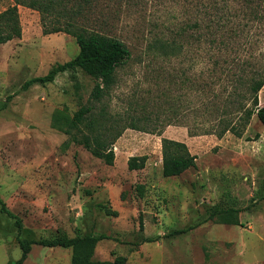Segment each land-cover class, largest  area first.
<instances>
[{"label": "rangeland", "instance_id": "rangeland-1", "mask_svg": "<svg viewBox=\"0 0 264 264\" xmlns=\"http://www.w3.org/2000/svg\"><path fill=\"white\" fill-rule=\"evenodd\" d=\"M94 1L98 28L132 53L117 84L99 101L91 102L96 80L83 70L23 88L79 52L73 36L44 34L37 10L20 5L22 36L0 44V101L10 98L0 113V199L23 222L18 230L0 210V264L21 257L19 237L54 239L60 233L106 234L95 247L93 259L99 261L123 256L125 264H264V125L254 115L241 137L201 134L218 122L212 108L203 106L212 97L208 59L197 62L187 48L172 60L146 53L152 34L194 20L195 12L186 11L193 0L186 6L183 0ZM13 3L0 0V12ZM251 37L243 52L249 56L252 48L251 61L264 64V33ZM202 45L209 46L207 39ZM169 74L175 75L173 84ZM222 84L212 87L218 92ZM259 103L264 106V87ZM83 104H95L111 123L119 118V128L134 120L145 131L124 129L113 145L115 161L107 164L82 145L68 144L64 123ZM159 135L192 137L197 166L164 177ZM131 156L145 157V167L130 170ZM215 205L240 209L242 224L210 218L207 210ZM182 229L187 231L177 233ZM143 236L155 240L138 244ZM73 256V248L33 244L23 264H73Z\"/></svg>", "mask_w": 264, "mask_h": 264}, {"label": "trees", "instance_id": "trees-1", "mask_svg": "<svg viewBox=\"0 0 264 264\" xmlns=\"http://www.w3.org/2000/svg\"><path fill=\"white\" fill-rule=\"evenodd\" d=\"M13 1L11 6L0 12V44L22 36L19 6L23 5L40 13L45 35L65 32L73 36L79 46V52L75 57L65 63L55 64L43 76L26 81L24 89L34 84L51 83L60 73L83 70L96 80L91 94V102H96L117 84L118 71L131 59L132 53L123 40L110 36L98 28L99 20L92 16L97 6L94 0ZM167 1L175 4L181 0ZM186 2L188 3V0H183V6H186ZM193 2V6L190 5L188 8L186 6V11L195 12L194 20L171 23L168 27L169 31L152 34L148 40L146 53L154 57L153 59L163 57L172 60L179 57L187 48L194 53L193 59L197 62L207 58L210 66L208 73L210 81L207 86L212 91V97L203 106L207 110L212 108L217 114L218 122L215 128L204 130L201 134H216L222 138L227 132H231L241 137L254 115L264 125V106L259 103V92L264 87V64L256 65L251 61L255 57L252 48L249 56L243 52L249 41L253 43L251 40L253 32L264 33V0H193ZM166 32H169L168 36ZM181 39L183 42L180 43ZM205 39L209 42L208 47L202 45ZM202 50L205 51L203 57ZM153 63L152 61L151 64ZM161 73L160 67L157 73L159 81H161ZM169 76V81L173 84L175 75L169 74ZM221 82L225 84H222V90L217 92L212 86ZM203 89L205 86L199 85V90ZM174 98L171 97L172 105ZM9 101L10 98L0 101V113L7 107ZM120 122L121 120L116 117H113V123L102 119V114H97L95 111V104H83L64 123L65 133L69 136L68 144H80L95 157L104 160L107 164H113L115 161L113 145L124 129L131 127L145 131L137 126L134 120L123 128H119ZM189 133L199 134L193 131ZM162 155L164 177L180 176L188 169L197 166L198 156L192 154L187 144L179 140L162 137ZM145 163V157L131 156L128 159V168L142 169ZM140 192L143 193V187H140ZM0 210L14 218L18 230H22V219L10 210L2 199H0ZM207 211L210 218L218 217L219 222L223 224H242L239 218L240 209L221 208L215 205ZM186 231L187 229H182L177 233ZM105 238L107 236L103 233L75 237L60 233L54 239L39 240L19 237L22 255L16 264L24 263L33 244L73 248V264H125L126 258L123 256L116 257L115 261L93 259L96 244ZM154 240L143 236L138 244Z\"/></svg>", "mask_w": 264, "mask_h": 264}, {"label": "crops", "instance_id": "crops-1", "mask_svg": "<svg viewBox=\"0 0 264 264\" xmlns=\"http://www.w3.org/2000/svg\"><path fill=\"white\" fill-rule=\"evenodd\" d=\"M163 137H166V136H163ZM169 138L171 137V136H168ZM189 137V136H188ZM172 138V137H171ZM192 137H189V139H187V138H182V140H180V139H178V138H172V139H175V140H179V141H182V142H184V143H186L187 144V146L190 148L189 150H190V152L192 153V154H194V155H196L195 153L196 152H194V150H193V148H191V146H190V139H191ZM159 140H160V150H159V154H158V164H159V169H161L162 170V161H163V155H162V135H159ZM148 160V159H147Z\"/></svg>", "mask_w": 264, "mask_h": 264}]
</instances>
